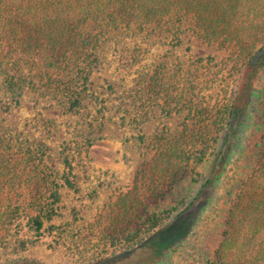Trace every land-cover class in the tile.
Returning <instances> with one entry per match:
<instances>
[{
	"label": "trees",
	"instance_id": "obj_1",
	"mask_svg": "<svg viewBox=\"0 0 264 264\" xmlns=\"http://www.w3.org/2000/svg\"><path fill=\"white\" fill-rule=\"evenodd\" d=\"M187 23L204 43L230 50L231 89L220 107L211 106L193 63L171 69L160 63L148 78L149 97L161 100L168 115L186 112L185 123L176 134L155 137L154 155L137 169L133 187L96 217L98 243L105 254L124 253L189 219L185 233L135 264L167 263L240 162L241 128L264 103V0H0L3 91L17 107L26 91L44 89L59 97L64 114L82 110L105 48L138 34L163 37L176 48ZM125 52L126 62L141 63L137 50ZM260 120L264 129V114ZM36 126L46 139H57L55 118L40 116ZM255 152L205 264H264V131ZM46 155L43 142L20 140L0 123V249L22 253L43 233L60 229L52 222L61 190H75L74 167L67 147L62 175L44 163Z\"/></svg>",
	"mask_w": 264,
	"mask_h": 264
},
{
	"label": "rangeland",
	"instance_id": "obj_2",
	"mask_svg": "<svg viewBox=\"0 0 264 264\" xmlns=\"http://www.w3.org/2000/svg\"><path fill=\"white\" fill-rule=\"evenodd\" d=\"M121 50L128 54L137 50L142 55L141 63L126 62ZM230 55V50L204 43L190 23L184 26L181 45L176 48L163 37L125 36L118 45H110L101 52L91 76L90 96L77 114H64L59 97L44 89L26 91L21 104L15 107L1 87L0 71L3 130L20 140L43 142L47 146L44 163L60 175L64 171L61 152L67 147L75 182V190H61L59 216L52 222L60 229L43 233L38 242L22 253L0 249V264H135L185 233L189 217L165 228L141 247L110 255L98 243L94 222L119 194L133 187L137 169L154 155L155 137L160 132L176 134L185 123L186 112L168 115L162 101L147 94V81L154 68L160 63H165L167 69L176 63H193L198 67L202 93L211 106L220 107L225 90L231 89L227 87L234 64ZM209 57H213L210 63ZM198 59L203 62L198 63ZM256 108L257 116L241 128L240 162L215 190V203L199 214L186 239L178 244L168 262L161 264H205L213 256L235 183L247 172L249 161L256 153L255 145L264 131L260 120L264 103ZM40 116L56 119L57 139H46L38 132L36 123ZM88 141H92L90 147Z\"/></svg>",
	"mask_w": 264,
	"mask_h": 264
}]
</instances>
